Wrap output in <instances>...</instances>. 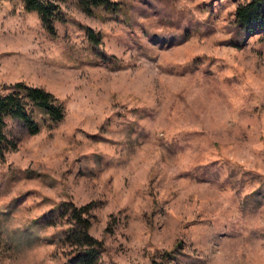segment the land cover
<instances>
[{"label": "rangeland", "instance_id": "rangeland-1", "mask_svg": "<svg viewBox=\"0 0 264 264\" xmlns=\"http://www.w3.org/2000/svg\"><path fill=\"white\" fill-rule=\"evenodd\" d=\"M52 1L55 35L0 0V88L64 107L35 134L6 120L0 264H66L70 203L91 204L96 264H264V28L235 21L250 0Z\"/></svg>", "mask_w": 264, "mask_h": 264}, {"label": "trees", "instance_id": "trees-1", "mask_svg": "<svg viewBox=\"0 0 264 264\" xmlns=\"http://www.w3.org/2000/svg\"><path fill=\"white\" fill-rule=\"evenodd\" d=\"M85 13L91 14L94 9L118 11L119 5L111 0H76ZM27 11L38 14L42 26L49 35H55V20H63L60 7L52 0H22ZM235 21L245 34H252L264 28V0H250L235 9ZM89 41L97 44L100 38L97 33L86 27ZM64 116L62 103L52 93L42 87L31 86L18 81L0 88V157L3 156L9 142L5 132L6 120L17 119L22 122L30 134L37 133L41 125L47 122L51 126ZM69 214L71 225L63 235L65 244L72 246L71 256L66 264H96L99 252L103 249L102 241L90 234V205L76 207L64 204ZM136 264V263H133Z\"/></svg>", "mask_w": 264, "mask_h": 264}]
</instances>
